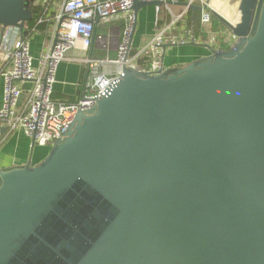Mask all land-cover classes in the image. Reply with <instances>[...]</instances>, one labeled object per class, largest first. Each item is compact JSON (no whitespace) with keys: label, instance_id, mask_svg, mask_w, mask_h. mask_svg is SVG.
Wrapping results in <instances>:
<instances>
[{"label":"water","instance_id":"95a60500","mask_svg":"<svg viewBox=\"0 0 264 264\" xmlns=\"http://www.w3.org/2000/svg\"><path fill=\"white\" fill-rule=\"evenodd\" d=\"M239 11L233 49L124 67L39 166L0 169V264H264V0Z\"/></svg>","mask_w":264,"mask_h":264},{"label":"built area","instance_id":"2783aa9c","mask_svg":"<svg viewBox=\"0 0 264 264\" xmlns=\"http://www.w3.org/2000/svg\"><path fill=\"white\" fill-rule=\"evenodd\" d=\"M133 1L34 0L31 8L42 9L35 27L27 22L14 27L0 26V129L7 134L19 130L33 146L51 149L66 138L78 112L94 108L110 92L124 67L146 75L162 74L161 51L189 42L183 36L172 35V30L192 6L198 4L202 12L210 9L205 1L186 0L183 9L175 13L172 6L179 5L178 0H136L161 3L171 20L133 53L132 37L137 21ZM112 21L119 23L107 25L106 31L95 32L100 25ZM41 25L47 26V41L40 54L33 56L30 37ZM93 48L103 50L105 56H93ZM112 48L115 57L108 55ZM72 51L77 55L68 57ZM144 59L146 65L142 66L139 61ZM66 61L84 68L80 97L74 103L53 98L58 67Z\"/></svg>","mask_w":264,"mask_h":264},{"label":"crops","instance_id":"0c3cea01","mask_svg":"<svg viewBox=\"0 0 264 264\" xmlns=\"http://www.w3.org/2000/svg\"><path fill=\"white\" fill-rule=\"evenodd\" d=\"M179 5L174 6L175 13L183 9L186 0H178ZM208 3L210 9L202 12L198 4L197 10L192 8L186 16L178 22L175 30L171 34L177 37H185L189 42L185 45L167 47L161 51L163 73L181 71L189 64L196 61L206 60L211 51H227L236 43V39L230 34L223 21L234 25L240 20L239 5L241 0H202ZM139 20L137 33V23L132 37L133 53L145 46L150 39L171 20L169 14L163 6L142 7L136 12ZM192 20H194L192 22ZM137 22V21H136ZM119 21H112L102 24L95 32L106 31L107 25H117ZM47 41V26L37 28L30 37L31 52L33 56H38L44 49ZM159 51V52H160ZM92 55L101 58L105 52L98 48L92 49ZM115 48H112L108 55L115 57ZM76 52H70L68 57H75ZM82 56V54H78ZM142 66L146 65L145 59L139 61ZM84 77L82 65L73 62H62L57 70L56 83L53 88V98L66 103L76 102L81 93V83ZM2 96V82L0 81V105ZM21 97V102L24 100ZM50 148L33 146L30 140L21 132L15 131L7 134L0 129V169L13 170L24 167L39 166L49 154Z\"/></svg>","mask_w":264,"mask_h":264},{"label":"trees","instance_id":"16d2710c","mask_svg":"<svg viewBox=\"0 0 264 264\" xmlns=\"http://www.w3.org/2000/svg\"><path fill=\"white\" fill-rule=\"evenodd\" d=\"M42 9L39 7H32V20L30 22H27L30 27H35V20L39 17L41 14ZM194 20H192L193 22ZM44 25L38 26L37 28H42Z\"/></svg>","mask_w":264,"mask_h":264},{"label":"rangeland","instance_id":"374dc122","mask_svg":"<svg viewBox=\"0 0 264 264\" xmlns=\"http://www.w3.org/2000/svg\"><path fill=\"white\" fill-rule=\"evenodd\" d=\"M173 8H174V6H172V9H173ZM173 10H175V9H173ZM139 20H140V19H138L137 22H136V23H137V33L140 31L139 26H138V24H139ZM162 74H164V73H162Z\"/></svg>","mask_w":264,"mask_h":264}]
</instances>
